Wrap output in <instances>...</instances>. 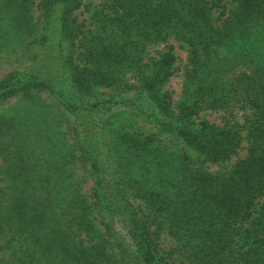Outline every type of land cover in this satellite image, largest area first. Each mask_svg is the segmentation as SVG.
I'll return each instance as SVG.
<instances>
[{
    "label": "trees",
    "instance_id": "16d2710c",
    "mask_svg": "<svg viewBox=\"0 0 264 264\" xmlns=\"http://www.w3.org/2000/svg\"><path fill=\"white\" fill-rule=\"evenodd\" d=\"M1 61L0 264H264V0H0Z\"/></svg>",
    "mask_w": 264,
    "mask_h": 264
},
{
    "label": "rangeland",
    "instance_id": "374dc122",
    "mask_svg": "<svg viewBox=\"0 0 264 264\" xmlns=\"http://www.w3.org/2000/svg\"><path fill=\"white\" fill-rule=\"evenodd\" d=\"M90 1L95 2L96 0H84V2H87V3ZM169 43L172 44L174 53L176 55V61L178 62V64H180L184 60V57H185L184 45L180 44L176 40H170ZM11 65H12V63L1 61L0 62V74L2 72H5L7 69H9V67ZM180 78H181L180 71L178 69H176L175 72L173 73V75L169 78L168 83H167V85H168V87H170V89L175 90V94H177L180 90V87H179L180 86ZM205 116L210 121L217 122V120H218L217 119L218 116L215 113L207 112L205 114ZM211 168H214V166H211ZM163 241L166 243L165 240H163Z\"/></svg>",
    "mask_w": 264,
    "mask_h": 264
}]
</instances>
